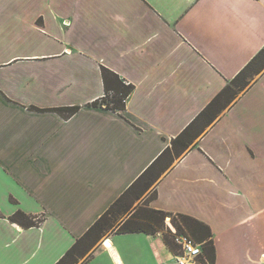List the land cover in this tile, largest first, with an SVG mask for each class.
Listing matches in <instances>:
<instances>
[{"label":"crops","instance_id":"0c3cea01","mask_svg":"<svg viewBox=\"0 0 264 264\" xmlns=\"http://www.w3.org/2000/svg\"><path fill=\"white\" fill-rule=\"evenodd\" d=\"M263 48L264 0H0V264H57ZM102 68L120 111L91 106ZM153 192L208 228L198 264H264V69ZM78 264L176 263L161 232H112Z\"/></svg>","mask_w":264,"mask_h":264},{"label":"trees","instance_id":"16d2710c","mask_svg":"<svg viewBox=\"0 0 264 264\" xmlns=\"http://www.w3.org/2000/svg\"><path fill=\"white\" fill-rule=\"evenodd\" d=\"M263 61V62H262ZM262 62V63H261ZM264 69V48L244 67L222 91L210 102V104L175 138L170 147L166 148L147 169L134 181V183L101 215V217L88 229L57 264H77L81 245L87 241L88 250L96 241L111 228H117L116 233H146L154 235L162 232L166 217H170L172 224L178 233H188L198 243H203L210 236L208 228L193 219L183 215H172L146 207L155 193L143 201V206L134 208L135 201L140 200L148 190L157 182L160 176L169 168L170 164L189 148L198 136L208 127L217 116L224 111L250 84L246 79L249 72L257 76ZM102 80L105 94L91 106H104L107 110L120 111L124 101L132 91V86L125 85L115 74L102 68ZM77 108L59 109L68 114ZM57 111V110H56ZM128 197V201H125ZM126 217L123 220L122 217ZM119 217V219L117 218ZM117 218V219H116ZM12 220L24 226H34V221L21 212H17ZM116 223V224H115ZM115 224V225H114ZM187 231V232H186ZM167 247L173 253L177 246L174 243L172 232L163 234ZM87 250V251H88ZM80 258V257H79Z\"/></svg>","mask_w":264,"mask_h":264},{"label":"built area","instance_id":"2783aa9c","mask_svg":"<svg viewBox=\"0 0 264 264\" xmlns=\"http://www.w3.org/2000/svg\"><path fill=\"white\" fill-rule=\"evenodd\" d=\"M177 246L173 252L176 264H198L202 259V244L196 242L188 233H178L170 227Z\"/></svg>","mask_w":264,"mask_h":264},{"label":"rangeland","instance_id":"374dc122","mask_svg":"<svg viewBox=\"0 0 264 264\" xmlns=\"http://www.w3.org/2000/svg\"><path fill=\"white\" fill-rule=\"evenodd\" d=\"M263 62V61H262ZM261 62V63H262ZM263 70V69H262ZM253 73L254 72H252V71H250L249 72V74H248V76H247V78L246 79H248L249 80V84L252 82V80H254V78H255V76H253ZM144 196H146V195H144ZM129 199H128V197H127V199L125 200V201H128ZM145 204H148V203H145ZM141 206H143V203H141V200H138V201H135L134 203H133V205H132V210L134 209V208H138V207H141ZM118 219H119V217H117ZM116 218V219H117ZM124 218H126L125 216L124 217H122V219H119V221L120 220H123ZM172 219L170 218V217H166V219H165V222H164V227H163V231L161 232V234L163 235V234H168V233H170V227H172V228H174V226H173V224H172ZM116 224V223H115ZM114 224V225H115ZM117 230V228L115 227H113V228H111V229H109V230H107V231H104V234L103 235H105V234H107V233H112V232H115ZM102 236V235H101ZM101 236H100V238H101ZM193 238V237H192ZM194 239V238H193ZM88 246H89V243H87V241H85L82 245H81V247H80V249H79V253H78V255H79V257L76 259V262H77V264L80 262V260H82L83 258H84V256H85V254H86V252H87V250H88Z\"/></svg>","mask_w":264,"mask_h":264}]
</instances>
